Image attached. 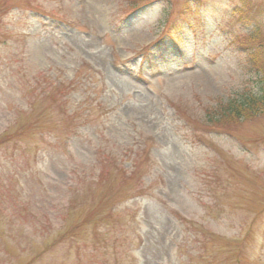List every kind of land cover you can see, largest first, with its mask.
<instances>
[{
  "label": "rangeland",
  "instance_id": "rangeland-1",
  "mask_svg": "<svg viewBox=\"0 0 264 264\" xmlns=\"http://www.w3.org/2000/svg\"><path fill=\"white\" fill-rule=\"evenodd\" d=\"M263 89L264 0H0V264H264Z\"/></svg>",
  "mask_w": 264,
  "mask_h": 264
},
{
  "label": "trees",
  "instance_id": "trees-1",
  "mask_svg": "<svg viewBox=\"0 0 264 264\" xmlns=\"http://www.w3.org/2000/svg\"><path fill=\"white\" fill-rule=\"evenodd\" d=\"M255 34H259L258 29L255 30ZM145 53H143V56ZM263 85V82H261ZM264 99V89L259 95L252 93L251 91L245 92L243 95L234 97L231 101L216 108L212 115H210V121L216 124L231 121L237 118H243L245 115L250 114L257 109V106Z\"/></svg>",
  "mask_w": 264,
  "mask_h": 264
}]
</instances>
